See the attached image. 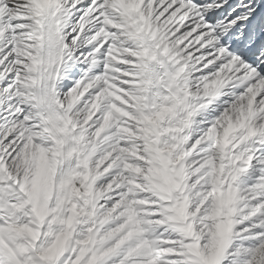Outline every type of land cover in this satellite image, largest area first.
<instances>
[{
  "label": "snow or ice",
  "instance_id": "snow-or-ice-1",
  "mask_svg": "<svg viewBox=\"0 0 264 264\" xmlns=\"http://www.w3.org/2000/svg\"><path fill=\"white\" fill-rule=\"evenodd\" d=\"M0 264H264V0H0Z\"/></svg>",
  "mask_w": 264,
  "mask_h": 264
}]
</instances>
